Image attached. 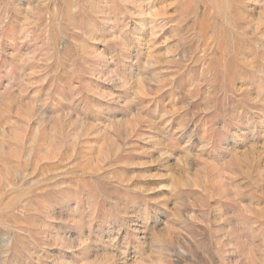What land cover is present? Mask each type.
Returning <instances> with one entry per match:
<instances>
[{
  "label": "rangeland",
  "instance_id": "374dc122",
  "mask_svg": "<svg viewBox=\"0 0 264 264\" xmlns=\"http://www.w3.org/2000/svg\"><path fill=\"white\" fill-rule=\"evenodd\" d=\"M0 264H264V0H0Z\"/></svg>",
  "mask_w": 264,
  "mask_h": 264
}]
</instances>
